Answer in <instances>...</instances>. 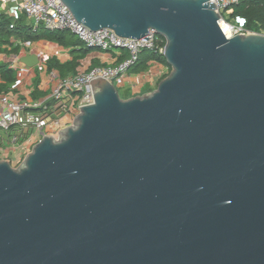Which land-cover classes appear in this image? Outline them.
<instances>
[{"label":"water","instance_id":"obj_1","mask_svg":"<svg viewBox=\"0 0 264 264\" xmlns=\"http://www.w3.org/2000/svg\"><path fill=\"white\" fill-rule=\"evenodd\" d=\"M63 2L156 30L171 71L131 98L92 79L73 124L0 160V264H264V32L228 37L210 0Z\"/></svg>","mask_w":264,"mask_h":264},{"label":"built area","instance_id":"obj_2","mask_svg":"<svg viewBox=\"0 0 264 264\" xmlns=\"http://www.w3.org/2000/svg\"><path fill=\"white\" fill-rule=\"evenodd\" d=\"M238 2L239 0H210V3L217 5L221 17L219 24L223 31L226 33L225 24L230 27L228 29L230 34H226L228 37L252 32L247 28L244 19L231 17L233 12L231 6ZM3 14L15 20L19 19L21 14H25L34 29L44 26L51 31L69 30L76 34L87 47L105 51L125 49L129 54L116 66L95 67L89 71H82L75 76L62 79L52 94L56 101L55 108L48 107L50 108L48 109L44 106L47 108L45 111H51V118H48L44 112H33V110L43 106L42 102L3 96L0 104V127L9 130L21 122L23 126L32 125L36 128L37 142L46 135L57 136L61 130L73 124L75 117L82 108L81 106L94 103V94L90 82L92 79L102 77L114 82V80L124 78L127 71L138 61L140 53L144 49L155 50L161 54L165 53V45H160L162 40L156 30L151 29L149 31V39L122 37L111 28L93 31L75 18L63 0H0V16ZM15 25V22H12L10 29H14Z\"/></svg>","mask_w":264,"mask_h":264},{"label":"crops","instance_id":"obj_3","mask_svg":"<svg viewBox=\"0 0 264 264\" xmlns=\"http://www.w3.org/2000/svg\"><path fill=\"white\" fill-rule=\"evenodd\" d=\"M23 15L25 14H22L17 20L11 18L12 22L28 25L34 31L39 30V28H45L44 26H40L34 29L31 21L29 19L24 20ZM124 52H126L124 49L105 51L93 48L80 61L77 72L75 74L69 73L66 78L75 76L82 71H89L95 67L116 66L124 60ZM27 55L38 56V64L34 67L27 66L21 60L22 57ZM71 58L70 49L64 48L56 42L46 39L31 41L13 33L7 42L2 44L0 65H5L8 69L13 70L16 79L12 82H4L0 74V104L2 103L3 96H10L19 100L42 102L43 106L33 110V112H44L48 118H51V111L48 112L45 109L48 107L55 108L56 101L53 99L52 94L55 87L64 77H61L57 69H49L48 61L50 59H58L64 62ZM168 72V65L162 61L151 60L148 63L147 69L136 70L134 67L130 68L124 78L114 80V83L119 90L121 89V93H123V96H121L123 98H131L156 89L160 80ZM44 106L47 108H44ZM55 115L57 114L55 113ZM21 123L12 126L9 130L4 129L6 134L0 133V160H9L12 165L14 159L22 158V156L25 158L32 150L30 147L37 143L36 128L32 125L23 126ZM27 144L28 148L25 146Z\"/></svg>","mask_w":264,"mask_h":264},{"label":"trees","instance_id":"obj_4","mask_svg":"<svg viewBox=\"0 0 264 264\" xmlns=\"http://www.w3.org/2000/svg\"><path fill=\"white\" fill-rule=\"evenodd\" d=\"M231 7L233 10L231 17H239L244 19L246 21L247 28L252 31L264 32V0H239L237 4H233ZM11 23L12 20L10 17H7L4 14L0 16V51L2 50V44L7 42L10 35L13 33L31 41L46 39L56 42L60 46L70 49L72 58L64 62H61L58 59H50L48 61V68L57 69L60 72L61 77L64 78H66L69 73L75 74L77 72L78 66L80 65V61L87 56L91 49H93L87 47L85 43H83L69 30L51 31L45 28H39V30L34 31L30 26L21 25L18 22H16L15 28L12 30L10 29ZM159 36L162 40L160 41V45H165V38L162 35ZM125 51L124 59H126L129 55L128 51ZM151 60L162 61L168 65L169 72L167 75L170 73L171 66L167 62L165 55L150 49L142 50L138 61L133 67L136 70H145L147 69L148 63ZM0 74L4 82H12L16 79L14 71L8 69L5 65H0Z\"/></svg>","mask_w":264,"mask_h":264},{"label":"rangeland","instance_id":"obj_5","mask_svg":"<svg viewBox=\"0 0 264 264\" xmlns=\"http://www.w3.org/2000/svg\"><path fill=\"white\" fill-rule=\"evenodd\" d=\"M21 15H22V14H21ZM22 17H24V20H28V18H27L26 15H23ZM119 92H120V93L122 92L121 89L119 90ZM121 95L123 96V93H121ZM0 133H2V134H6V131H5L3 128L0 127ZM25 146L28 147V144L25 145ZM25 146H24V147H25ZM32 147H33V146H32ZM32 147H31V149H32ZM23 160H24L23 156H22V158L19 157L18 159H14V160H13V165H14L15 167L19 166V165L22 163Z\"/></svg>","mask_w":264,"mask_h":264},{"label":"bare ground","instance_id":"obj_6","mask_svg":"<svg viewBox=\"0 0 264 264\" xmlns=\"http://www.w3.org/2000/svg\"><path fill=\"white\" fill-rule=\"evenodd\" d=\"M224 28L226 30V34L229 35L230 34V31L228 30L230 28L229 25L225 24Z\"/></svg>","mask_w":264,"mask_h":264}]
</instances>
